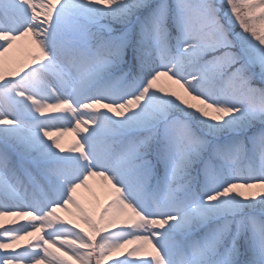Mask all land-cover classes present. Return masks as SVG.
<instances>
[{"label":"snow or ice","instance_id":"6c2138e0","mask_svg":"<svg viewBox=\"0 0 264 264\" xmlns=\"http://www.w3.org/2000/svg\"><path fill=\"white\" fill-rule=\"evenodd\" d=\"M0 264H264V0H0Z\"/></svg>","mask_w":264,"mask_h":264},{"label":"rangeland","instance_id":"374dc122","mask_svg":"<svg viewBox=\"0 0 264 264\" xmlns=\"http://www.w3.org/2000/svg\"><path fill=\"white\" fill-rule=\"evenodd\" d=\"M74 135H75L74 133L69 132V133L66 135V139H67V140H71L72 137H73Z\"/></svg>","mask_w":264,"mask_h":264}]
</instances>
